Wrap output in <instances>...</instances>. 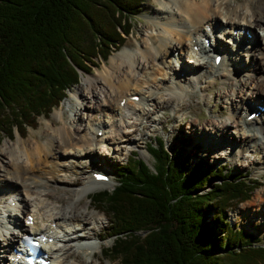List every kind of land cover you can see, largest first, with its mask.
<instances>
[{
	"label": "trees",
	"instance_id": "obj_1",
	"mask_svg": "<svg viewBox=\"0 0 264 264\" xmlns=\"http://www.w3.org/2000/svg\"><path fill=\"white\" fill-rule=\"evenodd\" d=\"M148 1L0 0V136L36 128L80 72L125 45ZM176 139L170 153L159 139L151 145L153 167L137 152L110 166L116 185L90 198L115 239L103 254L121 264H264L261 239L227 218L261 184L198 159V146Z\"/></svg>",
	"mask_w": 264,
	"mask_h": 264
},
{
	"label": "bare ground",
	"instance_id": "obj_2",
	"mask_svg": "<svg viewBox=\"0 0 264 264\" xmlns=\"http://www.w3.org/2000/svg\"><path fill=\"white\" fill-rule=\"evenodd\" d=\"M155 2L157 6L155 7L153 27L159 33L147 35L146 39L138 46V52L135 55L123 50L111 58L109 61L111 63L110 70L104 76L101 75V79L107 87V95L104 100L99 101L98 94L95 92V83L99 81L91 80L89 94L96 99L94 108L90 109L97 110L89 117L87 115L85 126L83 122L79 124V130H76L78 134L73 135V129L64 122L60 128L54 124H46L44 133L47 139L45 142L38 137L33 138L30 145L21 142L23 148L20 146V152L16 149L12 151L13 159L8 163V168L4 170L0 168V197L5 196L4 193L7 195L16 192L22 193L21 198L18 196L15 200L17 206L13 209L10 205H1L5 201H3V197L0 198L2 199L0 217L2 214H7L4 227H1L0 224V233L4 237V244L0 245V254L17 244L16 236L21 240L22 236L26 234L35 238L43 235L47 240H52L51 244L44 246V254L48 255L51 264H66L71 257L77 260L76 264H95V261L84 262L80 251L86 255L90 254L96 259L95 244L90 241L97 238L102 240L108 236L109 232L105 234L103 228L97 231L95 226L98 227L97 224L101 221L96 217L97 214L94 213L89 219V212L81 217L72 215V211L78 209L81 197L88 198L99 183L94 182L92 176L85 179L86 186L81 191L77 189L73 191L77 197L70 204L72 211L67 214L68 216L63 217L60 216L62 212L58 211L60 207L51 208L52 206H49L51 209L47 208L46 210L48 206L46 202L49 200H55L54 204L65 201L56 190L63 186L64 189L71 191L69 187L74 183L68 177H59L58 173L60 171H65V174L69 173V169L74 163L80 162L81 159L88 160L92 154L99 151L103 155L106 154L108 149L103 148L104 143L110 141L116 144L118 139L116 135L122 139L123 143H135L136 139L129 134L137 130H135L136 127L134 129L127 127L126 124L131 120L126 117V109L133 111V115H140L141 113L135 111L136 108L140 110V105L153 103L156 108H160L163 104L160 101L162 97L158 98L156 93V91H161L160 87H166L165 91L169 97L164 101L169 104L176 99H181V96L177 95V89L183 93L184 89L188 90L190 86L196 88L195 84L202 78V73L199 71L206 70L208 73L213 71L210 74H215L214 65L217 55L223 54V59H225L223 61L232 67L243 64V57L246 55L240 54L239 58L234 59L236 51H233L234 56H232L229 46L219 43L218 40L211 43L212 46L207 49L205 41L212 36L211 34L216 36L217 32L215 31L218 29L222 28V33L217 35L218 38L225 39V36H228L233 40V42L225 40L228 43L245 46H242L239 52L247 48L246 57L251 58V62L252 60L256 62L257 66L248 71L250 74L243 73V71L237 74L227 70L235 80L230 84L232 92L227 95L228 99L225 102L230 105L229 102L232 101V114L221 121L210 120L209 125L205 127L208 133L206 132L204 135L214 137V143L211 141L209 145L212 144V147L219 145L216 148L224 147L227 137H231L234 146H240L243 150L252 143L256 144L257 141L264 143L262 133L264 131V112H262L263 118L260 120L249 121L250 113L242 116L246 110L264 104V5L260 4V0H243L242 2L241 0H156ZM234 2L236 5L233 4ZM248 32L252 36L251 39L246 36ZM247 40L252 42L250 47L243 43ZM213 53L217 55L211 61ZM185 54H188V62L183 60ZM179 62H182L181 68L175 66ZM215 67L217 68L216 65ZM236 70L237 67L234 71ZM168 72H173L171 78L167 77ZM182 72H186L187 77H181ZM184 79L190 82L187 88ZM250 81H256L257 84L253 86V84H249ZM238 87L239 91L244 92L243 97L238 98L236 93ZM138 94L141 96L139 102L133 101L132 98ZM237 98L238 100H236ZM121 101L127 102L126 105L121 107ZM242 103L246 107L241 109ZM102 104L109 107L105 108ZM179 107L182 112V106L179 105ZM77 109L80 108L73 104L71 111H73L75 120L78 119ZM240 109L242 113H240ZM59 117L62 118V115ZM138 120L140 121V119ZM132 124L138 125L136 122ZM195 125H200L199 120H195ZM231 127H235L236 131L231 130ZM99 132H102V136L98 137ZM247 138L251 140L249 141ZM242 139L245 141L244 145H241L243 144L241 143ZM241 152L242 150L238 152L235 150L234 154L237 155ZM0 155L7 156L2 151H0ZM52 191L56 194H52ZM64 191L66 192V190ZM42 196H47V199L44 200ZM30 202L33 205L32 209H28L29 205L31 206ZM90 208L92 209L91 206ZM93 208L98 211V214L101 212L95 205ZM28 216L33 218V225H27ZM20 217L23 218V222L19 220ZM92 219L96 221V225L93 224ZM17 229L22 233L18 234L15 231ZM8 259L9 257L6 255H0V264H4V261L9 263Z\"/></svg>",
	"mask_w": 264,
	"mask_h": 264
},
{
	"label": "rangeland",
	"instance_id": "obj_3",
	"mask_svg": "<svg viewBox=\"0 0 264 264\" xmlns=\"http://www.w3.org/2000/svg\"><path fill=\"white\" fill-rule=\"evenodd\" d=\"M155 1L150 0L142 5V8H140L141 13L134 18L133 31L131 32L132 34L127 37L125 45L120 47L118 50L113 51L107 61L102 62L98 60L95 62L96 67H89L90 70L87 73L80 72L79 83L67 92V98L64 99L58 107L54 108L47 117L38 118L36 128H28L26 133L24 134L15 131L10 138H6L5 136L2 137V135L0 136V138H2L0 142V151L7 154V156L0 155V168H2V170L7 169L8 163L13 159L12 151L16 149L18 152H20V146L21 148H23L21 142H26L30 145L32 144L31 142L33 141V138L37 137L44 142L46 141L47 137L44 133L46 124H54L55 126L57 125V128H60L65 123L69 128L73 129V135L78 134L76 130H79V124L83 122L85 126L87 124V115L89 117V115L95 113L97 110L90 109L94 108L93 106L95 105L96 99L92 98V95L89 94L91 80L95 81L97 79L96 81H99L95 83V92H97L96 94H98L97 99L99 98V101L101 99L104 100L105 96L107 95V87L104 84L105 82L102 81L101 75L104 76L106 72L110 70L111 63L109 61L111 60V58L123 50H126L129 53H132V55H135L138 52V46L146 39L147 35L151 33H159V31H157V29L153 27L155 7L157 6V3ZM242 1L243 0H241V2ZM233 4L236 5L235 2ZM260 4L264 5V0H260ZM215 32H217V35H219L220 30L218 29ZM217 35H212L211 37H209V42L213 43L217 38ZM226 40L233 42V40H231V38L229 37H227ZM221 43L229 46V51L231 52L232 56H234L233 51H236L235 56L233 57L234 59L236 57L239 58L240 54L247 56V48L239 52L240 48L243 45H233L232 43H228L225 40H221ZM243 43L246 44L247 47H250L252 45V42L250 40L243 41ZM246 56L243 57V64H238L233 67L229 64H226L225 61H222V67L220 69H217L213 62L215 74H210L213 73V71H211L210 73L206 72V70L199 71L202 73V78L195 84L196 88H193L192 86L188 87L190 82L189 80L184 79L186 88L188 87V90L184 89V92L182 93L180 89H177V95L181 96L180 100L176 99V101L167 104L164 101L169 97L167 95L168 93L165 91L166 87H160L159 90L161 89V91H156L158 98L162 97L160 101L163 104L160 108H156L153 103H150V105L148 103L146 105H140V110L136 108L135 111L141 113V116L139 114L133 115V111L127 108L126 117L131 120V122L129 121L126 125L127 127H132L133 129L136 127L135 130H137L136 132H132L129 134L136 139L135 143H123L121 142L122 139H120V137L116 135V138H118L116 140V144L110 141L104 143L103 148L108 149L106 150V154L103 155L99 151L98 153L92 154L88 160L81 159L80 162L74 163L73 166L69 169V173L65 174V171H60L58 173L59 177L70 178L74 182L73 186L69 187L71 191L68 189H64L63 186H61L59 190H56L59 196H62L65 201L54 204L55 200H49L46 202V204H48L46 210L47 208H49V206H52L51 208H53L54 206L58 208L60 207L58 210L62 212L60 216H68L67 214L72 211L70 204L73 203L72 200L76 199L77 197V195L74 194L73 191L75 189L81 191L84 186H86L87 183L85 179L91 177L92 171H101L105 169L108 172H111L109 165L113 166L116 164L125 163L128 160V157L131 155V152H137L136 154L139 156V158L146 161V163L150 167H153L154 160L148 152L152 144L159 146V139V142H164L165 150L170 153L177 144V139L175 136L186 137L190 142H193L194 145L199 147L196 150L197 153L196 151H193L194 153L192 152L193 155H198V159L208 161L209 164L213 165L214 167L224 166L226 167L227 172L229 170L233 171L236 174L248 177L246 178V180L257 181L261 184V186H259L251 195V199L249 201L240 204L238 207L229 209L227 211V218L235 227L255 234V237L260 238V242L264 246V143H260L259 141H257L256 144L252 143L251 145H248L247 149L243 150V148H241L240 146H234V141L231 139V137H227L225 140V146L222 148H216L219 145H216V147H212V144L209 145V142L211 141H213L214 143V137L210 135H204V133L207 132L205 127L209 125L208 122L210 120L215 122L221 121L222 119H227L232 114V101L229 102L230 105L225 102L228 99L227 95H230V93L232 92L230 89V84L232 82H235V80L233 79L231 73H229L227 70L231 72L233 71L237 74H239L240 71H243V73L246 72L247 74L249 73V70H253L254 68H256V62H254L253 60L251 62V58H248ZM175 66H178V64L176 63ZM235 67H237L236 71H234ZM225 75H228V77H225ZM171 76L172 75L170 73V75H168L167 77L171 78ZM184 76L187 77L186 72L181 73V77ZM250 83L253 84V86L257 84L256 81H250L249 84ZM179 92H181L182 94ZM236 93L238 95V98L240 96L243 97L244 95L243 91H239V87L237 88ZM136 97L141 96L138 94L136 95ZM238 98L236 100H238ZM73 104L77 105V108H80L79 110L77 109L78 119L76 120L73 116V111H71V107ZM179 105L182 106V112H180L181 109ZM120 106H123L122 103H120ZM103 107L106 108L109 106L103 105ZM242 107L246 106L242 103L241 109ZM241 109L240 113H242ZM60 115H62V118L59 117ZM261 118H263V116L258 118V120H260ZM138 119H140V121ZM195 120H199V126L195 125ZM135 122L138 123L137 126L135 124H132ZM231 130L236 131L235 127H231ZM262 133L264 136V131ZM242 134L240 135L242 136ZM243 140L244 139H242L241 143H245V141ZM247 140L249 139L247 138ZM244 143L241 145H244ZM235 150H237V152L242 150V152L235 155ZM192 160L195 162V157ZM56 171L58 172L59 170ZM220 181V179H213L212 182L219 183ZM97 185L98 186H96V188L89 194L88 198H83V196L81 197V204L77 206L78 209L76 208L72 211V215L82 217L86 215L87 212H89L90 216L88 218L91 219V215H93L94 213L97 214L96 217L101 219L100 223L97 224L98 227L95 226L98 229L97 231H99L100 228H103V232L105 234H108V232L110 233L108 218L103 214L102 211L99 214L97 213L98 211H95V209L93 208L94 205L91 202L90 198L98 191H111L115 186V181L112 180V182L108 185ZM211 188L212 186H207L205 190L207 191ZM64 190H66V192ZM56 192L54 193V191H52L51 193L56 194ZM4 194L5 196L2 197L4 199L3 201L5 202L1 204L3 206L10 205L12 201L17 200L18 196L21 198L20 195H22V193L20 192L19 194L18 192L8 195L6 193ZM25 196V198H27V195ZM42 198L46 200L47 196H42ZM1 200L2 199H0V203H2ZM30 204L31 206L29 205L28 209L33 208L32 202H30ZM90 206L92 207V209L90 208ZM51 208H49V210ZM15 213L17 212L15 211ZM19 220L23 222V218H19ZM92 222L94 225H96V221L94 219H92ZM16 239L18 241L19 237L16 236ZM114 241L115 239L113 238V236L109 235L102 240H99L98 238L95 240H91L90 242H93L95 244V254L97 258L95 259L91 257L90 254L86 255L85 253H83V251H80L84 262L89 263V261H95V264H121L120 259L112 260L105 256V253L103 254V250L105 251L112 248ZM2 244H4V237H2L0 233V245ZM2 254L6 255L4 252H1L0 255ZM73 263H77V260L74 257L69 258L66 262V264Z\"/></svg>",
	"mask_w": 264,
	"mask_h": 264
}]
</instances>
